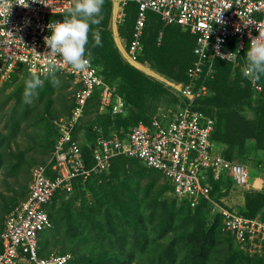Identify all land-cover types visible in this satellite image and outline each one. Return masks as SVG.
<instances>
[{"label":"trees","instance_id":"16d2710c","mask_svg":"<svg viewBox=\"0 0 264 264\" xmlns=\"http://www.w3.org/2000/svg\"><path fill=\"white\" fill-rule=\"evenodd\" d=\"M124 10L125 20L118 24V31L128 47L138 3L128 1ZM112 13L113 1L104 0L103 20L91 26L86 55L104 81L116 88V96L124 100L125 107L117 114L111 108L100 111V89L88 100L74 138L83 143L90 162L96 147L94 126L102 127L106 135L127 132L140 121L150 124L160 112L169 117L185 102L164 82L123 56L110 28ZM65 15L54 17L63 19ZM97 31L102 46L93 47L92 33ZM141 43L139 62L168 79L188 81L196 35L180 24L165 25L149 11ZM238 44L236 37L225 44V50L236 54L234 62L217 57L213 73L202 76L199 82L208 92L195 106L215 120L211 140L227 160L264 174V77L252 83L242 76L249 43L240 51ZM63 74L55 72L60 86L51 83L50 75H39L43 86L31 105L23 103L24 83L32 75L25 64H18L0 83V174L4 189L10 192L0 190L2 199L9 198L2 207L4 219L27 197L33 166L50 158L59 136L55 120L71 112L73 99L55 90L74 84V91L81 85L75 84L73 76ZM29 149L46 157L37 159L28 154ZM155 170L136 158L119 155L112 159L108 172L76 181L71 194L58 191L46 205L50 228L55 231L54 243L40 245L39 254L70 252L68 264H264V254L244 252L234 236L224 231L222 216L212 212L210 201L192 206L189 200L178 199L172 181ZM209 181L214 201L246 217L264 220V185L258 190L239 188L229 174L216 179L212 171ZM16 183H20L22 200L15 198Z\"/></svg>","mask_w":264,"mask_h":264},{"label":"built area","instance_id":"2783aa9c","mask_svg":"<svg viewBox=\"0 0 264 264\" xmlns=\"http://www.w3.org/2000/svg\"><path fill=\"white\" fill-rule=\"evenodd\" d=\"M117 24L125 20L124 6L133 0H112ZM138 15L126 58L137 63L142 49V36L147 13L152 11L165 25L180 24L196 35L193 52L195 60L187 69V82H178L163 75H153L185 100L168 117L165 112L153 116L151 123L140 121L129 131L105 134L94 126L96 147L91 162L85 157L83 143L74 138V131L84 116L88 100L100 89V111L111 108L114 114L124 111L125 103L116 96V88L107 84L89 56L87 66L75 71L60 57H52L44 37L50 35L48 25L63 21L54 17L66 14L73 0H44V4L29 0V7L14 5L9 11L0 9V81L7 80L18 64H25L30 73L50 75L49 61L55 59L62 71L80 84L72 91L70 114L55 120L58 139L46 163L32 168L28 195L6 216L0 233V264H68L70 252L39 254L40 232L52 226L46 205L58 191L71 194L74 183L86 181L93 175L110 170L112 159L125 155L140 160L164 173L173 183L178 199H187L192 206L201 200L212 204V212L223 219V229L232 234L241 250L255 255L264 254V220L250 218L221 205L211 198L209 172L218 179L229 174L239 188H255L250 169L241 163L227 160L211 140L215 120L195 106L208 88L199 82L203 75H211L217 57H226L230 38L239 41L242 50L252 37L264 30V0H134ZM14 2V0H12ZM221 16V21L217 20ZM8 21L6 22V20ZM236 58V54H231ZM256 88L261 90L260 85Z\"/></svg>","mask_w":264,"mask_h":264},{"label":"clouds","instance_id":"9594fccd","mask_svg":"<svg viewBox=\"0 0 264 264\" xmlns=\"http://www.w3.org/2000/svg\"><path fill=\"white\" fill-rule=\"evenodd\" d=\"M44 5V0H32ZM14 5L29 7V0H0V9L9 11ZM104 0H73L72 6L66 10L63 21L50 23L47 27L50 35L44 37V42L50 51L46 52L52 57H60L61 60L71 66L75 71H81L87 66L85 57L86 48L89 44V33L92 25H99L103 20ZM8 19L6 20V22ZM221 21V16L217 20ZM93 47L102 46L100 32H93ZM127 46V45H126ZM229 53L225 58L235 61V57ZM246 64L241 69L242 76L250 82L255 83L264 77V30L260 29L258 37H252L246 52ZM127 59V58H126ZM131 63V62H130ZM149 66L147 63H132ZM50 79L55 86L59 83L55 72L61 67L55 59L49 61ZM157 75H161L156 72ZM153 76L152 74H150ZM154 77V76H153ZM43 86L40 76L33 73L24 83L23 103L31 105L34 97L38 95V89Z\"/></svg>","mask_w":264,"mask_h":264},{"label":"rangeland","instance_id":"374dc122","mask_svg":"<svg viewBox=\"0 0 264 264\" xmlns=\"http://www.w3.org/2000/svg\"><path fill=\"white\" fill-rule=\"evenodd\" d=\"M116 9H117V6H116ZM149 67V66H148ZM140 69L141 70H143L144 72H146V70H144L142 67H140ZM150 69V68H149ZM151 70V69H150ZM60 72H62V71H60ZM148 72V73H147ZM146 73L147 74H152V73H154L152 70L151 71H147ZM62 73H64L63 74V76L64 77H67V76H72V75H70V74H67V73H65V72H62ZM156 74V73H155ZM0 83H1V81H0ZM58 86H60L61 85V83L59 82L58 84H57ZM74 86V84H72L71 86H69L68 88H57L55 91H56V93H63L64 95H65V97L68 99V100H70L71 98H72V89L73 88H71V87H73ZM61 107V105L60 104H57V108H60ZM68 115V114H67ZM63 116H66V115H63ZM83 134V131L81 132V135ZM23 138L25 139V137L23 136ZM25 143V142H24ZM27 143V142H26ZM28 154L29 155H33L35 158H37V159H42V158H44V157H46V155H44L42 152H39L38 150H34V149H29V151H28ZM48 161V159L45 161V162H43V163H46ZM252 169V168H251ZM253 170V169H252ZM252 170H250V176H251V183H252V185L253 186H255V188H256V185H259L261 182H262V180L264 179V174L261 172V171H252ZM155 171H157L158 173H160L161 175H162V172L160 171V170H155ZM160 171V172H159ZM252 171V172H251ZM22 176H23V173H20V182H22ZM163 176H164V174H163ZM4 176L3 175H1L0 174V190H2V191H6L5 189H4ZM11 178V180L13 179L14 180V178H12V177H10ZM19 179H18V181H19ZM31 181H32V175H31V178H30V180H29V183H28V185H30V183H31ZM19 184L20 183H16V184H13V189L14 190H16L17 191V193L15 194V198L17 199H20V200H22V198H21V192H20V187H19ZM28 185H27V187H28ZM4 189V190H3ZM27 189V188H26ZM29 189V188H28ZM257 189V188H256ZM22 190V189H21ZM7 192V191H6ZM10 192L8 191L6 194H9ZM0 199L2 200V202H1V206H0V228L4 225V221H5V219H6V216H5V219H4V215H3V210H2V207L4 206L3 204H4V202H6L9 198L8 197H6L5 199H2L1 197H0ZM233 200H235V202H237V199L234 197V199ZM21 202V201H20ZM47 210V209H46ZM54 236H55V231L53 230V229H51V228H46V229H44L43 231H41L40 232V244H39V247H40V245H42V246H47V245H50V246H52L53 245V243H54ZM53 242V243H52Z\"/></svg>","mask_w":264,"mask_h":264},{"label":"crops","instance_id":"0c3cea01","mask_svg":"<svg viewBox=\"0 0 264 264\" xmlns=\"http://www.w3.org/2000/svg\"><path fill=\"white\" fill-rule=\"evenodd\" d=\"M115 10H116V6L115 7L113 6V13H112V16H111L110 28H111V30L113 32V36H114V39H115V42H116L117 46L119 47V49L122 52L123 56L126 58V47L127 46H126L125 40L119 34L118 24L116 22V16H115V13H114ZM148 68H150V67H148ZM152 71L154 72V73H152V75H155L156 71H154V70H152ZM263 185H264V179L262 180V182L259 185H256V188L260 189V188L263 187Z\"/></svg>","mask_w":264,"mask_h":264},{"label":"bare ground","instance_id":"6f19581e","mask_svg":"<svg viewBox=\"0 0 264 264\" xmlns=\"http://www.w3.org/2000/svg\"><path fill=\"white\" fill-rule=\"evenodd\" d=\"M139 66L142 67L146 71H151L147 66H142V65H139Z\"/></svg>","mask_w":264,"mask_h":264},{"label":"water","instance_id":"95a60500","mask_svg":"<svg viewBox=\"0 0 264 264\" xmlns=\"http://www.w3.org/2000/svg\"><path fill=\"white\" fill-rule=\"evenodd\" d=\"M250 190H258V189H256V188H250Z\"/></svg>","mask_w":264,"mask_h":264}]
</instances>
